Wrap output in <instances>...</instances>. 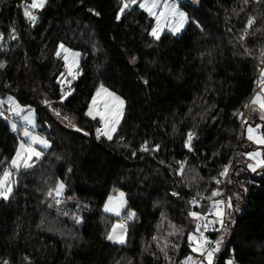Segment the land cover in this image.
Segmentation results:
<instances>
[{
  "label": "trees",
  "instance_id": "obj_1",
  "mask_svg": "<svg viewBox=\"0 0 264 264\" xmlns=\"http://www.w3.org/2000/svg\"><path fill=\"white\" fill-rule=\"evenodd\" d=\"M198 1L197 6L188 0L180 4L190 18L181 35L164 33L156 41L148 34L154 18L138 4L117 21L122 0H47L35 11L39 19L32 26L23 16L26 0H0V60L7 62L0 69V98L12 95L35 108L52 144L36 167L16 176L13 196L0 199V264H178L192 253L187 237L195 221L187 213L204 208L186 201L194 193H210L216 187L212 178L224 165L233 161L237 170L235 150L242 154L252 145L234 113L245 111L264 69V35L238 40L247 15L260 21L264 0L247 5L243 0ZM13 27L16 39H11ZM61 42L82 55L74 91L60 107L77 117L75 125L83 131L58 120L41 100L43 94L59 100L58 78L65 67L55 52ZM101 84L126 101L111 141L96 139L98 122L84 115ZM189 131L197 137L192 152L184 147ZM19 138L10 123L0 120V171L15 155ZM145 140L160 144V150L139 151ZM178 161L186 162L183 177L176 174ZM242 177L243 186L236 179L233 225L216 254L218 264L228 258L235 264H264V168ZM57 181L66 184L64 196L89 202L81 223L62 215L54 197L47 196ZM113 188L126 193L123 219L136 213L126 223L122 245L107 239L115 218L102 210ZM173 191L182 198L173 197Z\"/></svg>",
  "mask_w": 264,
  "mask_h": 264
},
{
  "label": "snow or ice",
  "instance_id": "obj_2",
  "mask_svg": "<svg viewBox=\"0 0 264 264\" xmlns=\"http://www.w3.org/2000/svg\"><path fill=\"white\" fill-rule=\"evenodd\" d=\"M245 5L248 4V0H243ZM256 4L261 3V0H255ZM47 4V0H31L30 3L26 2L23 4V16L32 25L35 26L39 17L35 14L36 10L44 9ZM139 8L143 9L150 17H154L156 23L151 27V31L148 33L154 40L159 41L161 39V33L164 32L165 28L168 29L172 34L180 33L187 25L189 21V14L187 12L181 11L177 0H122V7L120 8L119 14L116 15V20H121V14L125 10L130 9L133 5H137ZM243 12L244 9L242 8ZM95 15L99 16L100 13L96 12ZM200 27L198 21H191ZM11 39H16V29L13 27L11 29ZM264 35V14H262L260 21L258 22V17L255 15H247L244 21V27L238 36V40L246 41L248 38H256L257 35ZM4 34L0 32V40H3ZM246 54L251 55L248 49H245ZM58 58L64 61V67L67 71V77L64 73H60L59 77H64L63 79L58 78V84L60 85V97L59 102L64 103L68 97L73 93L71 88L72 81L76 80L80 74L79 72V62L81 58V53L79 51H74L68 48L64 43H60L55 52ZM260 63L264 64V46L260 48ZM130 63L133 65L136 63V58L132 57ZM7 62L0 60V69H4ZM75 69L76 71H73ZM145 85L148 84L147 80H143ZM260 87L259 91H256L248 104L244 107L248 108L251 106L253 112L259 113V118L264 121V69L261 70L260 78L258 81ZM67 87V90L65 88ZM47 105L54 115L57 117L61 116V111L59 108H53L51 101L45 99L42 101ZM5 105H7L5 109ZM126 101L118 96L115 92L110 91L103 84H101L97 89L95 94L92 96L91 102L88 105V110L84 113L85 116L96 120L99 118L101 126L96 128V139L101 137L106 138L108 141L113 139L115 134H118V126L121 124V120L124 117ZM11 113V116L19 117L25 122V126L22 131L18 128V124L11 119L10 116H6L5 112ZM237 116H243L242 113H234ZM0 117L5 120L10 121V128L12 132H20L21 139L19 147L15 150V155L11 158L10 163L7 167H4L0 171V199L5 201L9 200L14 194V187L18 185V176L21 170H30L37 166V162H40L44 156V152L38 150L36 147L40 145L43 149L51 148V141L44 136L38 135L35 131L37 125L35 123V110L30 106L21 105L20 102L14 96H7L6 98H0ZM68 122V126L75 128L77 131H83V129L78 128L69 116L65 115L62 118ZM246 123V121H245ZM30 126V127H29ZM264 125L256 124L255 127L252 125H247V139L253 141L258 145H264V131H261ZM24 138H27L28 143L24 142ZM120 141L124 140L123 136L119 137ZM197 139L194 132L189 131L186 134V140L184 147L190 152L194 151L193 140ZM125 147L129 145L125 144ZM161 148L160 144H155L150 146L149 142L145 140L139 147L141 152H158ZM132 155H136L133 151ZM246 155L253 161L249 163L247 168L256 171L257 168H264V154L260 151L247 152ZM59 158V157H58ZM164 163V161H160ZM178 169L176 174L183 177L185 171V161H178ZM230 163L223 166V170L220 171L219 177H227L229 171ZM72 171L71 168L68 170ZM14 173L16 174L14 176ZM202 179V178H201ZM217 185L221 183L220 179L217 177L212 178ZM197 180L196 176L192 177V182ZM192 182L186 184L187 187H192ZM230 182V181H229ZM66 188V184L63 181H57L54 188H49L47 191L48 197H61L63 191ZM246 191V189H245ZM173 197L182 198L180 192L173 191L171 193ZM219 190H213L212 195L207 197V200L211 202V206L205 211H188L187 215L191 217L195 223V231L188 234L187 240L191 252L196 255H188L180 262V264H215L216 254L220 251L221 245L224 240V236L220 235L215 241L209 240L205 232L209 231V226H212L213 231H227L225 227V220L227 216V210L232 208V198L228 197L227 200L214 199V197L220 196ZM125 194L123 192L119 193V198L114 199L112 196L108 197V201L104 205V210L106 212L114 213L116 216H120L121 210L127 205V200L124 199ZM199 192L196 196H193L190 200L186 201L191 207H200V202L204 200ZM56 203L59 204L60 200L57 199ZM51 207V205H49ZM67 215V213H65ZM163 217L164 214L161 213ZM136 217L135 212H129L128 220H132ZM211 217V219L209 218ZM76 223L82 222V217H74ZM166 219V217H165ZM43 223V221H41ZM219 225V228H216ZM173 232L177 231L175 225L171 226ZM119 229V233H117ZM173 232H169L172 235ZM127 233V226L124 223H118L112 226V231L108 233L107 239L113 242H119L124 244L126 242L125 236ZM154 241H157V237H153ZM159 246V243H158ZM165 247H167V241H165ZM173 247L178 248L179 245H173ZM164 252L166 260H168V254L165 248H161ZM27 259V258H26ZM3 264H11L9 260H4ZM30 264V262H29ZM226 264H234L233 260H228Z\"/></svg>",
  "mask_w": 264,
  "mask_h": 264
},
{
  "label": "rangeland",
  "instance_id": "obj_3",
  "mask_svg": "<svg viewBox=\"0 0 264 264\" xmlns=\"http://www.w3.org/2000/svg\"><path fill=\"white\" fill-rule=\"evenodd\" d=\"M185 1H187V0H177V3L179 4V7H180V10L181 11H184V12H186L183 8H182V6L180 5L182 2H185ZM188 1H190V3H192L194 6H197L198 4H199V1L198 0H188ZM154 18V17H153ZM154 21H155V18H154ZM189 21H190V18H189ZM155 23H156V21H155ZM190 23V22H189ZM188 23V24H189ZM188 24L187 25H185V28L180 32V33H178V34H173V35H181L184 31H185V29L187 28V26H188ZM164 33H170V34H172L171 32H169L168 31V29L167 28H165V30H164V32H162L161 33V36L164 34ZM66 47H68V48H71V47H69L68 45H66V44H64ZM71 49H73L74 51H79V50H76V49H74V48H71ZM80 52V51H79ZM81 53V52H80ZM82 56V55H81ZM80 62H81V58H80ZM80 62H79V66H80ZM73 71H76L75 69H73ZM260 73H261V71H260ZM260 73L258 74V77H257V84H258V86H257V90L256 91H259V87H260V85H259V83H258V81H259V78H260ZM65 77H67V71H66V69H65ZM64 77H62L61 79H63ZM73 82V81H72ZM100 86V85H99ZM105 86V85H104ZM106 88H108L107 86H105ZM110 91H113V92H115L118 96H120V97H122L119 93H117L116 91H114V90H112V89H110V88H108ZM255 91V92H256ZM255 94V93H254ZM253 94V95H254ZM9 96V95H8ZM12 96V95H11ZM7 97V96H6ZM5 97V98H6ZM253 97V96H252ZM123 98V97H122ZM45 99H47V100H49V101H51V102H53L52 103V107L53 108H59L60 109V111H61V116L60 117H57L56 115H54L53 114V112L51 111V109L46 105V107L50 110V112L53 114V116H55L58 120H60L61 122H64V123H66V124H68V122L67 121H65V120H63L62 118H63V116H65V115H67V116H69V118L72 120V122L75 124V123H77V117L75 116V115H73L72 113H67V112H65L61 107H60V102H56V100H53V99H49L46 95H41V100L42 101H44ZM124 99V98H123ZM125 100V99H124ZM44 104V103H43ZM45 105V104H44ZM6 107H7V105H5V109H6ZM32 108V107H31ZM32 109H34L35 110V123H36V125H37V127H36V129H35V131H36V133L38 134V135H41V136H44V137H46L44 134H43V131L40 129L41 128V124L38 122V119H37V111H36V109L35 108H32ZM125 109H126V105H125ZM88 110V109H87ZM124 114H125V112H124ZM88 117V116H87ZM89 119H91V120H93L92 118H90V117H88ZM124 118V117H123ZM123 118H122V120H121V123H122V121H123ZM16 123L18 124V128L19 129H22L24 126H25V122L22 120V119H20L19 117H16ZM246 119H247V121H246V123H244L243 124V126H244V130H245V137H246V140L247 141H249L248 139H247V125H252L253 127H255V125L256 124H262V125H264V121H261L260 120V118H259V113L258 112H253L252 111V108H251V106H249V108L247 109V113H246ZM258 120V121H257ZM96 121L98 122V125L99 126H101V124H100V121H99V118H97L96 119ZM120 126V125H119ZM119 126H118V128H119ZM261 131H264V127H262V129H261ZM20 139H21V135H20V138H19V140H18V145H17V148L19 147V143H20ZM24 142L27 144L28 143V141H27V138H24ZM250 143H252V145L251 146H249V149H248V147H247V152H255V151H260L262 154H264V145H258V144H256V143H254L253 141H249ZM37 148H38V150H41V151H44V150H46V149H43V147L42 146H40V145H37L36 146ZM237 163H238V165H237V170H235L234 171V175H233V177L230 179V182H229V196L232 198V200L233 199H236V197H238L239 196V193H238V191H239V189H238V186H237V183H236V179L238 180V182H239V184H240V186H243V177H242V175L244 174V173H248L249 171H251L252 173H254L255 171H252V170H250V169H248L247 168V165L249 164V163H253V161L247 156V157H240L239 159H238V161H237ZM259 169H261V168H257V170H259ZM256 170V171H257ZM16 174L14 173V176H15ZM64 192V191H63ZM120 192H123L124 194H125V196H124V199H126V193L123 191V190H121V189H119V188H113L112 190H111V192H110V194H109V196H112L114 199H118L119 198V193ZM108 196V197H109ZM57 199H59L60 200V203L59 204H57L56 203V200ZM127 200V199H126ZM54 208H56L62 215H64V216H68L69 218H71V219H73L74 221H75V219H74V217H82L83 218V216L90 210V204H89V202L87 201V200H83V199H79V198H75V197H67V196H64V193L62 194V196L61 197H54ZM108 201V198L106 199V201H105V203ZM105 203H104V205H105ZM104 205L102 206V210H103V212L105 213V214H108V215H110V216H112L113 218H115L114 219V222H113V224H112V226L113 225H116V224H118V223H124L125 224V222H124V219H123V217H125V214H126V212H127V205L125 206V208L124 209H122L121 210V213H120V216H116L114 213H111V212H106L105 210H104ZM65 213H67V215H65ZM123 219V220H122ZM195 223H196V221H195ZM112 226H111V228H110V231L109 232H111L112 231ZM193 227V225L191 224L190 225V228L192 229V227ZM195 231V229L193 230V231H191V232H194ZM117 233H119V229H117ZM125 240H126V242L124 243V244H126L127 243V233H126V236H125ZM110 241V240H109ZM110 242H112V243H114V244H119V245H122V244H120L119 242H113V241H110ZM191 255H196V254H193V253H191ZM228 260H233L232 258H228V259H226V261H225V264H226V262L228 261ZM218 262H219V259L217 258V260L215 261V263L216 264H218ZM234 264H235V262H234Z\"/></svg>",
  "mask_w": 264,
  "mask_h": 264
},
{
  "label": "built area",
  "instance_id": "obj_4",
  "mask_svg": "<svg viewBox=\"0 0 264 264\" xmlns=\"http://www.w3.org/2000/svg\"><path fill=\"white\" fill-rule=\"evenodd\" d=\"M56 102H59V100H56ZM246 112H247V108L242 113L243 116H240V125L241 126H243V124H244V122L246 120L245 119ZM5 115L6 116H10L13 121H16L17 120L16 117L11 116V113H8L7 111L5 112ZM0 120H5V119L3 117H0ZM5 121H7V120H5ZM7 122L10 123V121H7ZM98 127H100V126H98ZM22 129H21V131H22ZM13 133L14 134L21 135L20 132H13ZM238 152L239 151L236 149L235 150V155H236L235 157H237V156L238 157H241V156L242 157H247V155H246L247 151L242 152V154L241 153L239 154ZM234 171H235V169L233 168V161H232V162H230V167H229V171H228L227 177H218L220 179V181H221V183L219 185L216 184V187H214L211 190L210 193L205 194V193H200L199 192L203 197H205V199L200 202V207H203L204 208V211L203 212H205L211 206V202L207 200V197H210L212 195V191L213 190H219V192L221 193L220 196L214 197V199H220V200H225L226 201L227 198L230 197L229 196V181L233 177ZM193 196H196V193L190 195L189 199H191ZM233 205H234V202L232 200V208L227 210V216H226V220H225V227L227 228V231H223V230L213 231L212 230V226L210 225L209 226V231L208 232H205V235L208 236L209 240L215 241V240H217L219 238L220 235H223L224 236V239H225L227 237V235L230 233L231 228H232V225H233V220H232L233 219V216H232V213H233ZM209 218L211 219V217H209ZM127 221H128V218L124 220L125 224L127 223ZM216 228H219V225H216ZM188 255H191V254H188ZM188 255H186V256H188ZM183 259H184V257L179 260V263L178 264H180V262Z\"/></svg>",
  "mask_w": 264,
  "mask_h": 264
}]
</instances>
